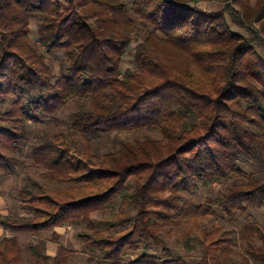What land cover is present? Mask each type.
Returning a JSON list of instances; mask_svg holds the SVG:
<instances>
[{
	"label": "trees",
	"instance_id": "trees-1",
	"mask_svg": "<svg viewBox=\"0 0 264 264\" xmlns=\"http://www.w3.org/2000/svg\"><path fill=\"white\" fill-rule=\"evenodd\" d=\"M202 1L0 0V178L16 173L29 121L83 102L69 131L34 139L43 172L18 192L26 215L0 214V264H25L20 234L58 243L67 227L101 264H264V0ZM32 21L45 53H62L58 72ZM172 240L201 256H172Z\"/></svg>",
	"mask_w": 264,
	"mask_h": 264
},
{
	"label": "rangeland",
	"instance_id": "rangeland-1",
	"mask_svg": "<svg viewBox=\"0 0 264 264\" xmlns=\"http://www.w3.org/2000/svg\"><path fill=\"white\" fill-rule=\"evenodd\" d=\"M256 0H251L254 4ZM128 10L130 5L127 4ZM202 9L207 11H219L222 8L221 0H204L200 4ZM130 16L132 14L129 11ZM31 43L37 47L41 52L45 53V50L38 44V33L36 22L31 23L30 32ZM137 41L130 46L127 53L123 57L122 72L127 69H132L135 66L134 50L137 45ZM259 51L264 55V49L260 48ZM48 57L50 64L54 70L58 72V62L62 59V53H45ZM83 102L79 100L70 101L60 113L53 118H40L38 122L29 121L25 127L24 141L20 144L19 164L17 171L10 177L0 178V214L23 216L26 215V211L22 208V204L18 198V192L27 182L29 178L37 179L43 172L40 168L35 167L30 159L31 145L34 143V139L43 133L57 134L59 132H66L70 129V115ZM233 181V180H232ZM221 185H215L210 190L200 189L192 197L191 200L196 204H205L210 201L220 190ZM254 215L256 219L264 225V209L255 211ZM94 217L98 220H105L107 215L96 214ZM225 227L229 230L235 228V224L227 221H223ZM60 235V241L58 243L51 241V235H39L32 236L28 234H20L19 240L23 250L24 263L28 264L30 256L28 253V246L31 244L39 246L46 254L55 257L59 254L60 247H65L74 252V256L71 258L69 264H101L99 259H93L90 261L92 255L86 251V249L78 241L76 235L77 230L67 227L57 229ZM10 234L4 231L0 227V238L3 236H9ZM167 248L170 250L172 256L180 257L188 262H194L198 259L200 251H194L192 253H186L180 242L176 240L169 241ZM126 264V263H124Z\"/></svg>",
	"mask_w": 264,
	"mask_h": 264
},
{
	"label": "crops",
	"instance_id": "crops-1",
	"mask_svg": "<svg viewBox=\"0 0 264 264\" xmlns=\"http://www.w3.org/2000/svg\"><path fill=\"white\" fill-rule=\"evenodd\" d=\"M58 232V231H57Z\"/></svg>",
	"mask_w": 264,
	"mask_h": 264
}]
</instances>
